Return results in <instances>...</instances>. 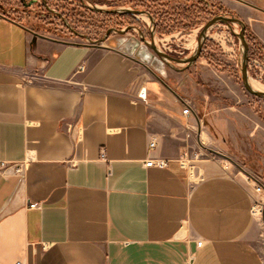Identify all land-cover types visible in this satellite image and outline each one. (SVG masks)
Instances as JSON below:
<instances>
[{
    "label": "crops",
    "instance_id": "crops-1",
    "mask_svg": "<svg viewBox=\"0 0 264 264\" xmlns=\"http://www.w3.org/2000/svg\"><path fill=\"white\" fill-rule=\"evenodd\" d=\"M114 40L0 11V264H264L263 186L183 165L177 93Z\"/></svg>",
    "mask_w": 264,
    "mask_h": 264
},
{
    "label": "rangeland",
    "instance_id": "rangeland-1",
    "mask_svg": "<svg viewBox=\"0 0 264 264\" xmlns=\"http://www.w3.org/2000/svg\"><path fill=\"white\" fill-rule=\"evenodd\" d=\"M214 3L219 5L215 10L213 0L210 8L199 10L190 0H148L143 7L150 6L155 19L146 14L136 15L143 33L137 26L128 32H118V28L128 24L122 16L88 9L80 0H0V11L26 25L63 36H73L76 30L96 40L112 29L108 38L116 37L119 40L114 41L137 49L148 64L168 78L179 105L191 107L186 123L190 125L184 126L185 151L190 163L195 166L201 158L222 159L226 169L247 176L264 189V97L252 94L243 84L244 51L237 34L241 24L217 22L209 27L200 56L190 64H169L141 37L150 40L158 23L162 33L153 32L158 48L187 57L197 50L199 33L208 19L217 14L237 17L247 28L249 80L264 87V59L252 54L253 49L263 53L252 37L264 46V0H214ZM85 4L95 5L92 0H85ZM96 4L110 7L107 3ZM119 6L132 7L124 2ZM187 22L196 24L187 29L178 26Z\"/></svg>",
    "mask_w": 264,
    "mask_h": 264
},
{
    "label": "water",
    "instance_id": "water-1",
    "mask_svg": "<svg viewBox=\"0 0 264 264\" xmlns=\"http://www.w3.org/2000/svg\"><path fill=\"white\" fill-rule=\"evenodd\" d=\"M93 10L95 11H99V12H110V13H118V12H132L135 14H143L145 13V10H141V9H131L128 7H114V8H106V7H101L97 4L95 5H89ZM147 15L150 17L151 20H153L152 16L150 14L147 13ZM217 22H225L227 24H231V22H238L241 24V29L240 32H238V36L241 40V43L243 45V60H242V80H243V84L245 86V88L251 92L252 94H255L257 96H261L264 97V90H258L255 89L251 84H250V80H249V76H248V42L246 40L245 37V24L244 22L237 18V17H233V16H228V15H223V14H217L214 15L213 17H211L210 19H208L206 21V23L203 25L199 36H198V45H197V50L192 53L190 56L187 57H178V56H174L171 53L164 51L162 49H159L158 46L155 43L154 40V35L152 34V37L150 40L146 39L144 36L142 37L143 41L163 60H165L166 62H168L169 64H171L172 62L175 63H180V62H185V63H193L194 61H196V59L200 56V52L202 50V45L203 42L205 40V36L207 33V30L209 27H211L213 24L217 23ZM126 29H118L117 31L119 32H124ZM76 31V30H75ZM110 30H108L109 32ZM78 33V31H76ZM89 38V37H88ZM106 38V37H105ZM103 38V39H105ZM89 40H91L92 42H101L102 39H96L93 40L91 38H89Z\"/></svg>",
    "mask_w": 264,
    "mask_h": 264
},
{
    "label": "trees",
    "instance_id": "trees-1",
    "mask_svg": "<svg viewBox=\"0 0 264 264\" xmlns=\"http://www.w3.org/2000/svg\"><path fill=\"white\" fill-rule=\"evenodd\" d=\"M81 1V4L88 8V9H91L93 10L90 6H88L87 4H85V2L83 0H80ZM147 1L148 0H92V2L94 4L96 3H100V4H104V3H107L110 5V7H115V6H118V5H121L124 3H130V5L133 7V8H142L143 6L147 5ZM192 2V6L195 8V9H199V10H205L206 8H210V0H190ZM26 4V2H24ZM219 5H216L214 3V0H213V4H212V10H215L216 7H218ZM148 7V9H150L149 7L150 6H146ZM151 10V9H150ZM153 12V11H152ZM108 14V13H107ZM120 16L123 17L124 21H126L127 23L129 24H132V25H136V26H141V23L138 21V19L136 18V15H134L133 13L131 12H121V13H116ZM194 24V22H187V23H178V26L182 27L183 29H187V28H191ZM159 26L156 27V31L158 33H162L161 29H158ZM245 30H247L246 26H245ZM255 42L257 43V48L258 50H262L263 53L261 52H257L255 51L254 49L252 50V54L253 55H260L263 57L264 59V46L262 44H260L256 38L253 36L252 37Z\"/></svg>",
    "mask_w": 264,
    "mask_h": 264
},
{
    "label": "built area",
    "instance_id": "built-area-1",
    "mask_svg": "<svg viewBox=\"0 0 264 264\" xmlns=\"http://www.w3.org/2000/svg\"><path fill=\"white\" fill-rule=\"evenodd\" d=\"M141 97L145 98L146 96V91L145 90H142L139 94ZM182 112L184 115H189L191 113V107L190 106H185L183 107L182 109ZM155 146V142L154 141H151L150 142V147H154ZM101 156L103 158H105V153L102 152ZM167 162L166 159L164 158H149L147 161H146V165H165ZM181 163L185 166H187L188 168L190 169H193L195 166L193 164L190 163V159L188 158L187 156V151H185L183 154H182V159H181ZM255 188L256 190H260L262 188V185L261 184H255ZM264 206V203L262 201H256L253 209L255 210H262Z\"/></svg>",
    "mask_w": 264,
    "mask_h": 264
},
{
    "label": "flooded vegetation",
    "instance_id": "flooded-vegetation-1",
    "mask_svg": "<svg viewBox=\"0 0 264 264\" xmlns=\"http://www.w3.org/2000/svg\"><path fill=\"white\" fill-rule=\"evenodd\" d=\"M84 2H85V0H83ZM89 6V5H88ZM115 7H125V6H115ZM106 8H114V7H106ZM128 8H131V9H141V10H145V13H143V14H146L147 15V13L148 14H150L151 16H152V18L153 19H155V17H154V13L150 10V9H148V8H145V7H142V8H133V7H128ZM105 13H110V12H105ZM118 13H121V12H118ZM132 13V12H131ZM134 15H138V14H135V13H133ZM148 16V15H147ZM149 17V16H148ZM158 26V23H155V26H154V29H153V31L151 32V35H150V39H151V37H152V34H153V32L156 30V27ZM133 27H136V25H132V24H127V26L125 27V28H118V29H126L124 32H128L129 31V29H132ZM138 28H139V31L140 32H144L143 31V28L141 27V26H137ZM117 29V30H118ZM108 30H110L109 32H108ZM107 30V32H106V34H105V36L103 37V38H105V39H108V37H109V33L112 31V29H108ZM119 32V31H118ZM82 33V32H81ZM120 33H123V32H120ZM84 35H86L85 33H83ZM144 35H142L141 37H143ZM145 37V36H144ZM102 38V41L103 40H105V39H103ZM146 38V37H145ZM92 39V38H91ZM93 40H95V39H93ZM143 40V39H142ZM172 54V53H171ZM173 55V54H172ZM174 56H176V55H174ZM178 57H180V56H178Z\"/></svg>",
    "mask_w": 264,
    "mask_h": 264
},
{
    "label": "bare ground",
    "instance_id": "bare-ground-1",
    "mask_svg": "<svg viewBox=\"0 0 264 264\" xmlns=\"http://www.w3.org/2000/svg\"><path fill=\"white\" fill-rule=\"evenodd\" d=\"M250 84L258 90H264V87L260 85L259 83L255 82L254 80H250Z\"/></svg>",
    "mask_w": 264,
    "mask_h": 264
}]
</instances>
